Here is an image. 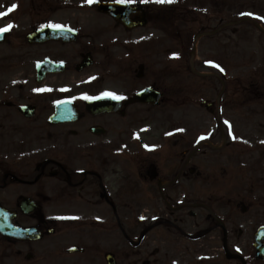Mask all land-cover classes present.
<instances>
[{
  "label": "flooded vegetation",
  "instance_id": "af4514ba",
  "mask_svg": "<svg viewBox=\"0 0 264 264\" xmlns=\"http://www.w3.org/2000/svg\"><path fill=\"white\" fill-rule=\"evenodd\" d=\"M21 2L12 0L16 9L0 18V27L15 24L0 34V205L14 210V222L34 227L39 238H1L0 264L4 256H21L22 249L9 250L18 246L31 260L35 248L55 236L60 245L73 241L77 247L70 252L61 246V264H107L106 256L116 255L100 243L109 239L115 221L127 223L124 209L145 205L155 220L127 223L129 238L119 225L128 251L114 264H264V250L258 253L254 241L261 233L264 247V198L248 199L246 206L240 194L196 195L210 186L201 157L209 165L211 145L232 147L226 136L219 144L205 138L196 146L195 138L177 132V124L174 138L148 132L158 129L148 123L162 109L169 85L155 70L157 62L145 60L154 54L151 40L133 42L129 35L137 28L126 30L95 8ZM6 7L0 5V12ZM226 23L218 27L225 30ZM50 24L74 30V39ZM115 65L120 70L110 69ZM146 87L160 93L156 104L137 97ZM106 91L124 99L98 105L83 98ZM64 100L69 106L55 113L61 104L55 102ZM161 205L171 219L159 216L155 208Z\"/></svg>",
  "mask_w": 264,
  "mask_h": 264
},
{
  "label": "rangeland",
  "instance_id": "374dc122",
  "mask_svg": "<svg viewBox=\"0 0 264 264\" xmlns=\"http://www.w3.org/2000/svg\"><path fill=\"white\" fill-rule=\"evenodd\" d=\"M6 1L10 2L11 0ZM21 1V6L28 7L33 2H35L34 5L39 3L40 6H44V3L48 0ZM97 1L93 0L92 3H87L86 0H58L60 2L59 5L65 7H89L94 6ZM139 1L142 0H135V2ZM4 2V0H0V5L4 4ZM49 2H52V0H49ZM70 3H72V6L69 5ZM144 3L150 8L151 12V24L148 25L147 29H144L145 37L153 36L154 41H157V43L161 42L163 45L166 44L163 41H166L167 44H178V50H181L185 60L188 58L186 52L190 53L191 48L187 34L195 32L187 29L188 27L197 26L202 31H212L219 19H221V22L230 19L232 21L237 19L240 12L248 11L255 16L257 21L260 20L263 23L261 25L264 28V19H261L264 18V0H174L172 3H156L155 0H147ZM210 11H212V14H209ZM236 30L237 32L233 35L227 31L218 37L213 36L211 40H202V48L198 45L199 67L207 70L205 61L215 59L226 75L225 85L228 88H237L234 96L237 97L240 93L238 96L241 99L238 105L239 110H233V106H228L226 108V116L221 118V122L226 129L224 133L226 132L227 134V130H229L231 135L241 138V142L238 145V155L236 154V149L234 150L236 141L229 142L226 138L231 143L229 146L232 147L210 150L208 156L209 165L205 162L206 157H201L204 161L203 177L209 183L207 185L210 186L197 189L196 195L200 198H206L210 194L218 197L226 192L233 194L232 190H234L235 195L240 194L244 204L249 206L247 195H253L250 191L264 189V157L261 163H257L260 159L259 157L264 153V35L249 23H242L240 26H236ZM110 31L111 33L108 37L113 35L111 29ZM226 34L231 40L227 39L222 44L220 40ZM116 36L117 33L112 39ZM224 44L225 47H223ZM162 49L155 51L154 60L159 58L160 62L162 56H165V51H162ZM174 49L175 47H172L168 50L170 52V50ZM165 60L170 64L168 69L174 70L171 68H173L172 66L176 67V62L171 57H167ZM179 60L181 61V58ZM127 61L129 60H124L125 63H128ZM179 66H182L187 71L186 61ZM113 69L118 70L119 66L115 65ZM192 75H184L179 78L178 93H174L175 95L166 93L173 99L169 102L166 97L164 104H162V109L157 113L158 120L160 122L163 121V127L161 124L153 125L159 127L157 130L151 128L148 131L153 132V138H174L177 132L168 131V128L173 127V124L177 123L179 130L182 129V132L187 134L189 138L204 136L206 138H215L218 143L222 142L219 129L216 128L215 114L211 115L199 105L201 100H215L220 84L217 82L215 83V88H210V83L206 81L208 86H203L202 80L200 81L197 77L193 79ZM187 77L192 78L191 81L195 82V85H191L188 91L186 89ZM166 118L167 121H165ZM226 119L227 123H225ZM147 128L150 127L148 126ZM179 130L177 131L179 132ZM208 168L210 169L209 174ZM147 208L142 207L140 211L149 213L146 210ZM160 208L161 211L159 212L161 215L159 216L167 217V208L164 205H161ZM131 210L132 207L128 210V217L131 215ZM119 236L120 232L114 224V229L110 231L108 239L111 242L107 243L108 240L101 242L99 248L102 250L110 249V251L112 250L115 253L116 259H121V254L123 256L128 250H125L124 242ZM57 242L59 241L52 240L50 246L44 249L36 250L35 248L33 260L29 262L23 259V255H15L8 256L1 263L61 264L63 260H61L58 253L57 245L56 247L54 246ZM19 249H22V247L14 249V252ZM23 252H25V249ZM143 255L140 254L139 256ZM139 256H131L130 260L134 261ZM145 256L149 257V259L151 258L149 254Z\"/></svg>",
  "mask_w": 264,
  "mask_h": 264
},
{
  "label": "snow or ice",
  "instance_id": "6c2138e0",
  "mask_svg": "<svg viewBox=\"0 0 264 264\" xmlns=\"http://www.w3.org/2000/svg\"><path fill=\"white\" fill-rule=\"evenodd\" d=\"M86 2L92 3L93 0H86ZM116 2L121 3V4H129L130 5V4L134 3L135 0H116ZM142 2H147V0H142ZM155 2L156 3H172V2H174V0H155ZM16 7H17L16 4H12L10 6H7L5 11L0 12V18L6 17L7 15H9L12 11H14L16 9ZM240 15L252 16L253 14L252 13H240ZM261 19H264V18H261ZM49 26L53 27V28H63L64 27L63 25H58V24H50ZM13 27H15V24L11 23V22L9 24L3 26V27H0V34H3L5 32L10 31ZM172 56L174 58H176V57H178V54L173 53ZM206 63L213 65L214 67L218 68L220 71H223V69L220 67V65L214 64V62H212V61H206ZM90 79H94V78H90ZM45 90H50V89H34V91H45ZM62 90L66 91L67 89H62ZM102 97H110V98L116 99V100L124 99L123 96H119L115 93L107 92V91L104 93H101L99 97H90L87 94L83 95L84 99H98V98H102ZM70 99H75V97L70 98ZM68 102H69L68 100H64V101H56L55 103L60 104V103H68ZM225 123H227V121ZM179 131H183V130L181 129ZM200 139H205V137L201 136ZM233 139H236V137H233ZM145 147H148V146L145 145Z\"/></svg>",
  "mask_w": 264,
  "mask_h": 264
},
{
  "label": "water",
  "instance_id": "95a60500",
  "mask_svg": "<svg viewBox=\"0 0 264 264\" xmlns=\"http://www.w3.org/2000/svg\"><path fill=\"white\" fill-rule=\"evenodd\" d=\"M99 9L106 12H124L126 14L130 12H134L139 9V7L132 8L128 5L119 4V3H99ZM0 232L3 234H7L9 236L14 237H25L26 235H30V232L28 230H21L14 228L10 223V214L4 213L2 209H0Z\"/></svg>",
  "mask_w": 264,
  "mask_h": 264
}]
</instances>
